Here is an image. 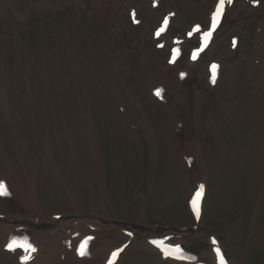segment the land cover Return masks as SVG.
<instances>
[{"label":"rangeland","instance_id":"1","mask_svg":"<svg viewBox=\"0 0 264 264\" xmlns=\"http://www.w3.org/2000/svg\"><path fill=\"white\" fill-rule=\"evenodd\" d=\"M37 1L31 2L36 4ZM214 2L215 0H167L166 7L175 8L180 14V19L175 25L176 32L183 33L194 23H204ZM260 2L261 7L254 10L245 0H238L234 9L227 15L225 24L218 35L214 53L212 51L208 55V59L221 55L227 49L229 37L239 34L243 44L241 52L233 58L239 69L236 77L228 74V71L220 94L210 100L203 92L202 81L205 78V72L199 69L194 86L182 97L185 100L184 109H187V101H190L194 110V133L198 132L204 119H208L211 115L218 127L216 130H219L220 134L209 146L205 162L209 194L205 205L203 230L199 236L197 235L198 237L190 236L186 243L196 253L209 257L205 238L209 235L219 236L225 242L226 249L235 264H264V181L259 184L258 172L251 173L248 170V157H256L257 152L264 157V33L259 39L255 34V28L261 27L264 20V0ZM124 4L122 0H53L50 4L52 8L46 13L42 12L43 8H39L41 13L33 14L35 17L24 14V11H29L25 10L27 4H24L21 7L23 15L19 16L26 18L30 24L31 19L35 21L36 31L30 35L34 38L37 50L35 55L31 56L37 61H39L37 57L45 49L42 44L48 43L54 49L56 56L64 57L66 48L70 47L67 41L74 39L76 33L81 35L91 26H97L103 31L111 29L114 25L120 26L126 37L117 42L116 49L112 50L121 52L129 72V88L126 91L123 90L122 97L128 98L131 95L129 91L136 89L140 99L146 105L153 129L157 132L158 126L163 128L164 121L158 117L157 111L152 107L153 104L145 88L153 79L151 75L159 74V67L166 56L155 53L153 45L148 43L146 38H140V31L130 29L128 12ZM36 8L38 7L35 5ZM43 13H45L44 17L39 16ZM143 19L146 23L147 16ZM8 21H11V18L4 19L0 25L4 26ZM147 38H150V34ZM47 58L49 59V55ZM252 58L259 59L262 64L259 67H253L251 62H245L246 59ZM101 67L99 63L94 75L87 67L91 90L94 94H101L105 90L100 77ZM47 72L51 87L50 93L44 95V108L48 112V123L55 128L60 120V112L63 110L71 118V109L67 103H64L65 100L56 94L63 92L62 96L64 93L68 96V88H64L65 81L54 78L51 64L47 66ZM134 72L143 82H138ZM64 77L66 78L65 75ZM143 84H145L144 87ZM105 99L110 101L109 95ZM96 116L98 121L97 113ZM220 125L228 144V152L221 150L219 154L216 147L222 142ZM117 130L106 131L102 126L103 142L112 152H110L112 157L109 165L107 164L109 176L113 180L110 185L108 184L109 190L106 192L98 188L94 181L95 176H89V180L85 183H80V180L75 184L68 183L66 191L70 197L65 192L64 199L57 197L55 193L51 198L46 196L39 198L40 212L45 215L48 211V214L72 211L79 216L94 208L106 213V216H101L103 218L121 219L138 225V228L143 231L154 229L152 232H147L150 234L159 232L155 229L159 224L168 226L170 228L168 231H171V228H178L179 231L181 226H192L185 206L186 201H184L191 188L177 180L179 170L176 154L170 153L167 146L162 145L165 162L154 163L151 161L152 149L146 141L121 134L124 137L122 139ZM39 133L40 131L35 136ZM194 133L190 131V141L195 140ZM124 139L125 142L132 140L134 149H125ZM160 139L161 137H158V140ZM70 145L67 142L62 143L61 149L68 150ZM72 145L85 154V150L80 149L79 141ZM29 148V154L33 155L30 156L31 161L46 155L54 165L48 147L32 139ZM254 148L256 149L253 153ZM136 159L139 163L135 162ZM32 163L36 166L37 161ZM10 164L14 165V160L10 161ZM4 165L7 168V162H4ZM257 166L259 170L263 168L260 163ZM45 170L41 173L42 177L46 176ZM10 171L12 172L10 176L18 186L21 173L19 167L15 171L12 169ZM61 186L64 189L63 184ZM97 194L100 195L99 199ZM172 200L180 202V207L178 210L176 208V211L167 208L172 204ZM139 202L142 204L140 205ZM176 205L175 202L172 207ZM17 218H22V215L19 214ZM204 225L219 233L216 235L204 229ZM168 231L159 233L164 235L170 233ZM140 252L137 250L131 253L123 264H132L130 262L132 257ZM150 257L151 255L147 254L143 264H150ZM152 264L158 263L154 260Z\"/></svg>","mask_w":264,"mask_h":264},{"label":"snow or ice","instance_id":"2","mask_svg":"<svg viewBox=\"0 0 264 264\" xmlns=\"http://www.w3.org/2000/svg\"><path fill=\"white\" fill-rule=\"evenodd\" d=\"M228 2L230 3L231 0H228ZM224 3H225V0H220V4H219V6L217 8V12L213 15V18H212L213 19V28L215 27L216 23L218 22L219 16H220V14H221V12L223 10V7H224ZM166 23H167V21H165V24ZM194 30L195 31H198L199 29L197 27V29H194ZM161 31H163V29H161ZM157 35H159V32L157 33ZM189 35H191V33ZM210 35H211L210 32L209 33H206L205 34V38H207ZM212 67H213V82H214V77H215L214 70H215L216 66L213 65ZM157 95H159V91L157 92ZM203 189H204V186L201 185L200 186V189L196 193V198L192 201L193 210L196 211L197 215H199L198 201H199V199H200V197H201V195L203 193ZM0 195H2V196L8 195L7 187L4 184V182H2V181H0ZM8 247H9V250H11V251H14L16 247L25 248L26 251L27 250L35 251V249L31 247V245H23V244L17 245V243L15 241H13L12 243H10ZM177 251H179V248H177ZM217 253L219 255V249H217ZM84 254H85V252H84L83 247H82V249L80 250V255H84ZM115 255H117V253H113V256H115ZM23 259L25 261H27L28 259H30V257L29 256H25V257H23ZM220 264H224V260H223V257L222 256L220 257Z\"/></svg>","mask_w":264,"mask_h":264},{"label":"bare ground","instance_id":"3","mask_svg":"<svg viewBox=\"0 0 264 264\" xmlns=\"http://www.w3.org/2000/svg\"><path fill=\"white\" fill-rule=\"evenodd\" d=\"M222 27H223V25H222ZM222 27L217 32V34L221 31ZM55 233H57L58 236H60L59 229H56ZM45 250H46V253L44 255L40 254V256L38 257V259L36 260V262L34 264H52V263L57 261V259L59 258V252H58L56 247L52 249V247L50 245H48L47 248H45Z\"/></svg>","mask_w":264,"mask_h":264}]
</instances>
